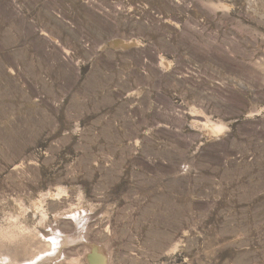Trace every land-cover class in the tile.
Wrapping results in <instances>:
<instances>
[{
  "label": "rangeland",
  "instance_id": "374dc122",
  "mask_svg": "<svg viewBox=\"0 0 264 264\" xmlns=\"http://www.w3.org/2000/svg\"><path fill=\"white\" fill-rule=\"evenodd\" d=\"M97 259L264 264V0H0V264Z\"/></svg>",
  "mask_w": 264,
  "mask_h": 264
},
{
  "label": "bare ground",
  "instance_id": "6f19581e",
  "mask_svg": "<svg viewBox=\"0 0 264 264\" xmlns=\"http://www.w3.org/2000/svg\"><path fill=\"white\" fill-rule=\"evenodd\" d=\"M99 257H100V256H99ZM93 260H94V259H93ZM89 261H90L89 263H91V260H90V259H89ZM92 263H93V261H92ZM95 263H96V264H99V260L97 259Z\"/></svg>",
  "mask_w": 264,
  "mask_h": 264
}]
</instances>
